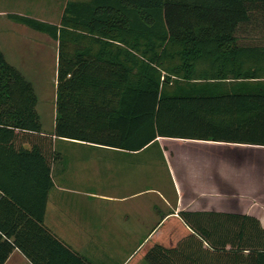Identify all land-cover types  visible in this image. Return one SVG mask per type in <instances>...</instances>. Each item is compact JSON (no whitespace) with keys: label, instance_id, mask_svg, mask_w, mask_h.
Masks as SVG:
<instances>
[{"label":"trees","instance_id":"trees-1","mask_svg":"<svg viewBox=\"0 0 264 264\" xmlns=\"http://www.w3.org/2000/svg\"><path fill=\"white\" fill-rule=\"evenodd\" d=\"M258 1H69L56 24L6 17L57 43L55 137L131 152L158 138L264 147V43L232 35L256 14L264 23ZM36 102L31 84L0 52V152L17 156L0 160V264L14 250L30 264H90L43 224L53 152L49 143L44 158ZM7 176H24L27 185L8 184ZM179 215L194 242L217 251L226 224L249 241L254 227L258 245L231 246L258 249L264 264V230L254 218ZM188 240L171 250L154 246L145 259L183 262Z\"/></svg>","mask_w":264,"mask_h":264},{"label":"crops","instance_id":"crops-1","mask_svg":"<svg viewBox=\"0 0 264 264\" xmlns=\"http://www.w3.org/2000/svg\"><path fill=\"white\" fill-rule=\"evenodd\" d=\"M5 1L0 0V3ZM7 14L0 10V29H3V18ZM262 19L256 14L250 22L239 23L232 35L243 43L245 36L264 33ZM210 30L214 35H221L216 34V29ZM17 34L22 36V32L17 31ZM22 41H18L21 44L16 48H8L11 56L6 55L1 44L0 52L6 62L33 85L22 71L29 68L30 48L43 53L48 44L26 46ZM53 70L56 90V48L53 49ZM35 96L40 136L45 138L38 141L46 160L49 143L53 152L50 167L52 188L47 194L43 224L90 264H148L145 256L154 246L171 250L187 239L188 242L180 247L186 259L182 262L179 258L178 264H263L262 258H258V249L250 251L249 247L231 246L253 241L258 245V230L254 227L250 230L251 234L256 233V237L249 241L248 237H238V231H233L237 228L226 224L225 228L230 231L219 240L225 247L217 251L194 242L190 238L193 231L179 214L248 216L257 220L264 230V147L158 138L142 150L131 152L59 139L53 134L56 93L48 126L42 123L36 109L40 99ZM154 144L162 146L161 155L166 157L163 160L165 177L155 171L160 160H147ZM164 144L170 145L169 150L163 147ZM22 147L30 150L29 144ZM16 157L0 152V160H16ZM170 172L172 179L176 174H182V179H175L173 186L169 182ZM6 180L8 184L13 180V184L19 187L27 185L24 176H7ZM4 264L30 263L14 250Z\"/></svg>","mask_w":264,"mask_h":264},{"label":"rangeland","instance_id":"rangeland-1","mask_svg":"<svg viewBox=\"0 0 264 264\" xmlns=\"http://www.w3.org/2000/svg\"><path fill=\"white\" fill-rule=\"evenodd\" d=\"M69 1L86 2L88 0H14L12 2L6 0L3 4L0 3V10L5 13L25 15L47 23L56 24L58 23L66 2ZM17 31L22 32V34H20L22 36H19ZM20 40H24V42L22 41V44H25L26 46L30 44L44 46L48 44L43 53H41V50L40 53H38L36 48L31 47L29 54L31 53L30 57L32 59L29 61V68L22 70L25 76L33 84L31 86L34 93L37 95L38 100L40 99L36 109L40 112L42 123H44L45 126H48L54 110V103L52 102L55 97L53 49H57V43L24 26L12 23L5 16L3 18V29H0V44L4 47L2 49L6 52L8 57L12 55L8 48H16V45L21 44L18 42ZM243 43L263 44L264 33L260 32V34L255 36H245ZM42 98H44L45 101H43ZM176 145L177 144H175V146ZM168 146L170 145L164 144L163 147H167L169 150ZM161 147L162 146H159L158 144L152 145L149 151L150 157L147 156V160H160L161 163L157 162L158 165H156L157 167L155 166V171H158L160 175L163 174V177H165L166 170L163 160H166V157L161 155ZM177 178L181 180L182 174H176L175 179ZM175 179H172V175L171 178L169 177V182L172 183V186L173 183H175Z\"/></svg>","mask_w":264,"mask_h":264}]
</instances>
